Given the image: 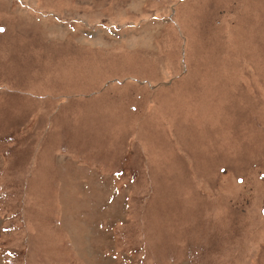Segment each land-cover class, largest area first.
I'll use <instances>...</instances> for the list:
<instances>
[{
  "label": "rangeland",
  "instance_id": "374dc122",
  "mask_svg": "<svg viewBox=\"0 0 264 264\" xmlns=\"http://www.w3.org/2000/svg\"><path fill=\"white\" fill-rule=\"evenodd\" d=\"M0 264H264V0H0Z\"/></svg>",
  "mask_w": 264,
  "mask_h": 264
},
{
  "label": "snow or ice",
  "instance_id": "6c2138e0",
  "mask_svg": "<svg viewBox=\"0 0 264 264\" xmlns=\"http://www.w3.org/2000/svg\"><path fill=\"white\" fill-rule=\"evenodd\" d=\"M0 31H3V29H0Z\"/></svg>",
  "mask_w": 264,
  "mask_h": 264
}]
</instances>
